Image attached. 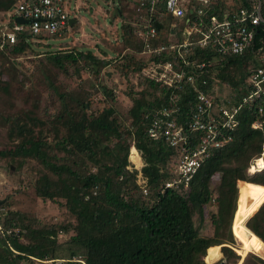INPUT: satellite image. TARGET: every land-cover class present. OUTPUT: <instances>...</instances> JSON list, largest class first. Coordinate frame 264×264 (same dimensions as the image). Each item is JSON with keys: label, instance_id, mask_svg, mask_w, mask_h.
<instances>
[{"label": "trees", "instance_id": "trees-1", "mask_svg": "<svg viewBox=\"0 0 264 264\" xmlns=\"http://www.w3.org/2000/svg\"><path fill=\"white\" fill-rule=\"evenodd\" d=\"M17 1L0 0V10L11 8ZM119 4L120 14L125 0H119ZM120 38L127 49L135 52L118 56L117 66L122 73L140 70L144 64L139 54L142 42L124 23ZM40 42H34L24 32L15 44H6L0 50V57L21 53ZM49 56L60 67L64 66L62 60L72 65L82 61L95 74L113 59L103 60L77 50L51 52ZM250 59V55L225 58L216 66L214 76L207 77L208 85L203 89L210 91L211 83L221 84L239 92L235 96L239 99L247 93ZM97 87L106 97H115L106 84L99 82ZM159 91L150 101L139 94L130 97V126L119 122L111 105L94 111L89 93L60 94L64 106L52 115L53 146L42 130L34 133L36 125L31 127L21 119L8 118L17 130L14 138L17 142L8 153L13 158L19 157L17 160L21 162L31 152L32 158L46 167L47 172L35 181V193L43 199L64 200L70 221L60 226L40 224L25 213L8 210L0 229L3 232L0 264H32L33 258L52 259V264H207L209 250L218 246L223 256L238 258L234 252L237 249L233 222L239 188L246 189L249 204L258 207L264 201V168L254 174L249 172L253 160L264 158V122L261 128L251 126L256 120H264V114L256 110L259 101L240 107L231 141L203 161L190 181L189 191L182 195L163 188L165 180L173 175L177 151L163 140H152L146 133L149 112L160 107L162 99L167 101L169 91ZM188 92L185 87L179 95L180 120L193 106V96ZM30 119L34 122L36 118ZM24 130L29 137H22ZM128 138L130 142H126ZM132 142L142 161L141 181L137 179L139 171L128 168ZM57 153H62V161ZM101 158L105 161L101 162ZM88 161L95 165L96 171L88 168ZM215 174L219 175V181L214 192L211 185ZM211 200L217 208L210 216L214 230L211 236H202L194 217L202 219L204 207ZM252 214L238 220L237 231L242 230L248 237L256 234L257 243L264 242V202ZM7 230L11 231L6 234ZM59 230H72L73 234L65 242H58ZM61 250L65 251L64 255ZM261 251L264 253V244ZM247 255L264 264L262 258L251 252Z\"/></svg>", "mask_w": 264, "mask_h": 264}, {"label": "built area", "instance_id": "built-area-1", "mask_svg": "<svg viewBox=\"0 0 264 264\" xmlns=\"http://www.w3.org/2000/svg\"><path fill=\"white\" fill-rule=\"evenodd\" d=\"M125 3L128 11L120 13L124 17L122 23L129 25L142 42L139 54L144 64L140 74L159 89L169 91L167 101L162 99L161 106L149 112L146 133L152 140H163L177 151L173 175L165 180L163 188L184 195L203 161L231 141L240 107L259 101L257 113L264 114V0ZM1 16L0 50L6 44H15L24 32L34 42H40L69 32L74 23L66 0H18ZM17 18L27 22L21 23ZM246 55L251 57L247 93L236 103L230 104L218 95L220 84L211 83L210 91L203 89L208 85L207 77L214 76L216 66L225 58ZM185 87L193 96V106L180 120L179 95ZM263 122L256 120L251 126L261 128ZM132 149L136 150L133 144L130 153ZM129 161L130 166L138 168L130 158ZM137 177L142 180L140 172ZM143 193H147L145 186Z\"/></svg>", "mask_w": 264, "mask_h": 264}, {"label": "rangeland", "instance_id": "rangeland-1", "mask_svg": "<svg viewBox=\"0 0 264 264\" xmlns=\"http://www.w3.org/2000/svg\"><path fill=\"white\" fill-rule=\"evenodd\" d=\"M66 2L70 16L74 17V23L69 32L59 37L45 38L40 44L33 43L29 50L21 53L0 57V152H3L0 154V201L3 200L0 205V228H2L4 215L11 209L25 213L40 224L49 223L60 226L70 221L64 207V200L43 199L35 193V181L38 176L47 172L46 167L33 159L31 152H28L29 154L21 162L17 160L19 157L13 158L14 156L8 153L17 142V139H14L17 138L15 135L17 130L8 120L9 117L21 119L31 127L32 124L36 125L34 133L42 130L46 140L50 143L54 139L51 126L52 115L62 110L64 106L61 103L60 94L74 96L89 93L91 94V108H94V111L106 104L111 105L115 110L114 116L125 126H130L131 122L129 108L132 101L130 97L139 94L150 101L160 94L159 88L154 89L150 82L142 77L140 70L122 73L117 66L120 56L135 52L127 49L120 38V27L124 17L118 13L119 0H66ZM125 10L128 11L124 7L121 13ZM3 12L0 10V20ZM70 50L90 52L103 60L113 59L95 74L90 66H83L82 61L77 65L76 63L72 65L62 60L64 66L60 67L49 56L51 52L64 53ZM76 67H78L77 71ZM99 82L106 84L115 97H106L97 87ZM4 86L5 89H3ZM234 93L236 96L239 92L219 85L218 95L230 104L237 102V98L233 97ZM32 117L36 118L34 122L30 119ZM23 132L25 136L22 137H29L26 130ZM126 142H130V139L128 138ZM50 144L54 145L53 142ZM52 149L53 147L50 151ZM135 151L132 149L129 158L137 164L138 168L130 165L128 168L137 169L141 174L140 154L137 155ZM58 155L59 161H62V153ZM101 160V162L105 161L104 158ZM87 165L91 171H96L95 165L91 162L88 161ZM248 174L250 175L249 172ZM218 181L219 175L215 174L211 185L213 191ZM246 192V189L239 188L237 211L233 222V232L236 236L234 247L237 249L234 252L238 258L223 256L218 246L209 250L210 254L206 258L208 264L215 261L213 264H216L220 260L225 264H263L258 263L251 255H247L245 249L249 247L252 254L264 260V253L261 251L264 242L259 240L257 243L256 234L248 237L242 230L239 232L236 228V223L238 220L240 222L241 217L254 213L264 202L258 207L249 204ZM216 211V202L211 200L204 207L203 218L200 219L197 215L194 217V224L200 235H212L214 226L210 216ZM72 234V230H59L58 242H65ZM0 235H3V232L0 231ZM64 252L61 250L60 253L64 255ZM52 261V259L33 258L31 263L52 264ZM58 261L56 259V262Z\"/></svg>", "mask_w": 264, "mask_h": 264}, {"label": "bare ground", "instance_id": "bare-ground-1", "mask_svg": "<svg viewBox=\"0 0 264 264\" xmlns=\"http://www.w3.org/2000/svg\"><path fill=\"white\" fill-rule=\"evenodd\" d=\"M131 155V154H130ZM264 168V158L261 157V158H258L254 164L249 168V172L251 174H254L256 171H260L261 169ZM254 214V213H253ZM252 214V215H253ZM246 254H248L249 252H251V249L249 247H247L246 249ZM240 264V263H239Z\"/></svg>", "mask_w": 264, "mask_h": 264}, {"label": "water", "instance_id": "water-1", "mask_svg": "<svg viewBox=\"0 0 264 264\" xmlns=\"http://www.w3.org/2000/svg\"><path fill=\"white\" fill-rule=\"evenodd\" d=\"M17 20L19 21V22H21V23H26L27 22V20H23V19H21V18H17ZM72 21V20H71ZM159 24H157V26H158ZM3 203V200L2 201H0V205ZM216 264H225V262L224 261H220V262H218V263H216Z\"/></svg>", "mask_w": 264, "mask_h": 264}, {"label": "crops", "instance_id": "crops-1", "mask_svg": "<svg viewBox=\"0 0 264 264\" xmlns=\"http://www.w3.org/2000/svg\"><path fill=\"white\" fill-rule=\"evenodd\" d=\"M219 247H220V246H219ZM210 248H211V247H210ZM220 258H221V257H220ZM220 258H219V259H220ZM219 259H218V260H219ZM218 260H217V261H218ZM215 262H216V261H215ZM215 262H213V263H215ZM213 263H212V264H213ZM207 264H208V263H207Z\"/></svg>", "mask_w": 264, "mask_h": 264}]
</instances>
